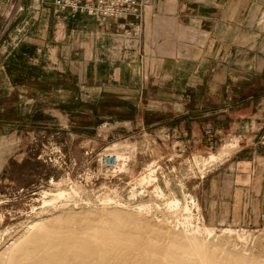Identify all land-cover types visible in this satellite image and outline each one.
<instances>
[{
	"label": "rangeland",
	"instance_id": "obj_1",
	"mask_svg": "<svg viewBox=\"0 0 264 264\" xmlns=\"http://www.w3.org/2000/svg\"><path fill=\"white\" fill-rule=\"evenodd\" d=\"M18 9V4L0 5V17L2 16L0 18V56L3 50L1 45L17 24V21L14 22L16 19L12 21V16L16 15ZM64 23L63 26H69L70 31L76 30L74 38H69L76 41L69 42L78 47L70 53L66 48L68 42H62L61 47L55 42H49L45 46L46 60L55 61L57 55H61L65 65H73L76 73L64 74L62 78H59L53 74L54 70L48 72L45 84H30L29 99L14 101L17 102V106L20 103L23 110L15 109L13 116L11 112L8 115L0 114L1 260L7 253L9 256L21 255L17 251L18 246L37 230V226L32 228V225L37 223L42 228H49L51 235L55 238L60 236L56 239L57 241L62 239L63 235L64 239L65 237L68 239V234L72 232L71 239L78 234L79 241L84 242L82 245H86L85 248L79 245L78 249L75 247L69 249L66 248L68 246L62 245L63 242L59 244L55 240L56 244H54L50 243V240H46L47 243L43 240L44 243L42 242L41 245L44 248H40L39 255L43 253L49 258L52 254L56 258L65 257L64 264H79L88 256L91 264L117 262V264H158L156 261L160 258L158 259L157 255H153V258L157 259L153 261L152 256L149 255L150 258H147V255L146 257L142 255V258L141 255L123 253L122 256L118 255L122 258H117L114 251L111 254L108 253L109 256H106L107 252L103 254L100 251V254L96 251L101 247V245L98 246L97 239L100 238L96 234L99 232L101 233L99 235H105L110 231L109 234L114 235L116 232V236L121 237L123 232V235L129 232V235L134 236L133 238L138 241V238L143 237V233L146 232L150 240L154 239L156 242L151 240V244L162 248L173 241L183 240L184 229L187 228L192 232L196 225L203 224L201 226H212L217 230V233L215 232L211 237L205 233H202L204 237L200 235L201 239L206 240L204 242L209 264L230 262V264H238V261L240 264H264V212L261 215L246 218H228L223 216L224 214L218 217L207 206L208 186L211 183L209 177L214 171L227 164L230 167L234 166L237 157L243 158L253 153L263 152L264 131L260 124L264 118L259 113L248 121L247 119L244 121L249 124V128L243 123L239 131L231 133L222 125L215 128L210 121L212 116H205L206 109L228 102L223 98L224 93L227 92L234 93L235 99L252 97V101L258 100L257 108H261L264 100V65L260 62V66L257 63L253 69H248L244 63V65L240 64L234 69V75L238 78H250L247 82L240 79L235 84H226L220 95L204 99L203 92L199 94V90H194V86H186L181 82L171 84L166 82L167 75L155 77V74H150V71L141 66V64L143 66L144 63L147 64L148 61L145 59L139 63L141 68L138 67L136 59L141 52L139 53V44L136 51L134 45L139 39L145 38L143 31L135 34L134 28L112 26L109 33L102 32L104 29L99 23L94 22L89 25L75 18H70ZM99 32L107 33L109 40L104 43L98 42ZM86 34H92L93 38H87ZM92 43L95 52L93 60H89L91 54L87 55L86 46ZM101 44L106 45L102 47ZM148 46L149 44L145 47L148 48ZM50 47H53L52 52L48 50ZM145 47L143 44V48ZM14 55V58H22L19 52H14ZM86 61L89 72L81 74L80 71L82 67H85ZM69 62L71 64H68ZM239 63L242 62L239 61ZM203 86L207 88L212 87L213 84ZM188 89L194 91H188ZM234 102L239 104L242 101ZM258 109L253 108L252 111L258 112ZM193 132L196 133L193 134ZM203 133L207 143L201 140ZM233 140L239 141L233 155L224 160V163L214 164L215 167L208 166L205 173L202 172L201 166L190 159L197 152L203 155L212 151L216 152L224 143ZM116 151L131 154L136 176L142 173L148 164H159L156 182L154 181L155 183L146 188V185L135 184L131 174L108 168L104 163L105 155L108 152L116 153ZM171 154H174V159L171 158ZM131 164L132 162L130 166ZM155 184L161 186L164 197L152 192ZM59 189L65 192L61 199L55 201L56 203H44L45 192L49 193V198H46L51 199L53 194L60 192ZM188 193L194 196L199 212L193 210L190 217L183 210L177 212L169 210L167 199L175 195L184 202V197ZM105 198H113V203H105ZM119 201L125 205H120ZM143 203L148 207L143 210L138 209ZM122 211L124 212L121 213ZM128 215L131 220H135L134 216L137 217L136 222L131 221ZM114 216H117L116 220ZM126 220L130 224H125ZM99 225H101L100 229H98ZM53 226L55 227L52 232ZM223 228H232L237 231L247 229L249 237L242 240L243 238L235 235L237 233L222 235ZM163 229H166V232H163ZM57 232L63 235H58ZM165 235L166 238H164ZM54 236L53 239H55ZM30 246V250L35 251V244ZM87 246L92 248L89 250ZM80 251L83 252L80 253ZM90 251L93 253L90 254ZM88 252L90 255H87ZM136 256L140 258L136 259ZM174 256L175 259L178 257L182 259V263L187 261L188 264L190 262L194 264V261H189L191 255H185L184 258L182 255ZM141 258L146 260L143 262ZM166 258L168 259L166 261H169V255H166ZM125 259L128 261H124ZM135 259L141 261L136 262ZM102 260L108 262L104 263ZM213 260L215 262H212Z\"/></svg>",
	"mask_w": 264,
	"mask_h": 264
},
{
	"label": "crops",
	"instance_id": "obj_2",
	"mask_svg": "<svg viewBox=\"0 0 264 264\" xmlns=\"http://www.w3.org/2000/svg\"><path fill=\"white\" fill-rule=\"evenodd\" d=\"M9 4H18L19 9L12 16V21H17L16 26L1 45L0 114L11 112L13 116L15 109L23 110L20 103L17 106L14 101L29 99L30 84H45L48 72L54 70L53 74L59 78L76 73L73 65H65L61 55H57L55 61L50 57L49 61L45 54L49 42H55L59 47L62 42H68L66 48L70 53L78 47L69 42L76 41L69 40L74 38L76 30L70 31L69 26H63L70 18L89 25L99 23L103 26L102 32L109 33L112 26L134 28L135 34L143 31L145 38L134 45L136 51L139 44V53H143L136 59L138 67L145 59L147 64L141 66L150 74L155 77L167 75L166 82L171 84L181 82L194 86L199 94L203 92L204 99L220 95L226 84H235L240 79L247 82L250 78L234 75V69L240 64H245L248 69H253L257 63L264 65V0H145L141 20L124 15L104 22L88 12L59 8L53 0H0V5ZM86 35L93 38L92 34ZM108 36L99 32L97 41L104 43L109 40ZM143 44L144 47L149 44L148 48H143ZM52 48H48L49 52ZM14 52L21 53L22 58H14ZM86 52L88 56L91 54L89 60H93V43L86 46ZM80 72H89L87 61ZM205 84L213 86L206 88ZM223 96L228 102L205 110L206 117L212 116L210 121L215 128L222 125L227 127L226 131L235 133L243 123L249 128L244 122L246 119L248 121L259 113L264 118V100L258 109V100L252 101V97L235 99L231 92ZM236 100L242 102L238 104L234 102ZM253 108L258 112H253ZM260 125L264 131V119ZM201 136L203 143H207L204 133ZM228 165L209 177L208 209L218 217L222 214L228 218L261 215L264 212V150L237 157L234 166Z\"/></svg>",
	"mask_w": 264,
	"mask_h": 264
},
{
	"label": "bare ground",
	"instance_id": "obj_3",
	"mask_svg": "<svg viewBox=\"0 0 264 264\" xmlns=\"http://www.w3.org/2000/svg\"><path fill=\"white\" fill-rule=\"evenodd\" d=\"M105 128V127H104ZM177 144V143H176ZM238 144H239V141L238 140H233V141H227L226 143H224L222 146H221V148L218 150V151H216V152H208V154L207 155H203V154H200V152L198 153H195V154H193V157L192 158H190V156H188L190 159H191V161H194L193 163H196L197 165H199V166H201L202 167V172H204L205 173V170L207 169V167L208 166H210L211 167V165L213 166L214 164H221V162H223L224 160H226V159H228V158H230V156L231 155H233V151L236 149V147L238 148ZM236 151V150H235ZM202 152V151H201ZM174 153V152H173ZM116 154H118L120 157H122V158H124L125 160H127L128 161V166L127 167H124V168H121L120 169V171L119 172H127V173H129V174H131L132 176H133V182L135 183V184H137V185H141V186H147L146 188H148V186H150L154 181L156 182V180H157V170H158V168H160V167H158V165L159 164H156V165H154V164H148L147 166V168L142 172V173H140L139 175H137L136 176V174H135V170H134V160H133V157L131 156V154L129 153V152H117L116 151ZM175 154V153H174ZM174 154L172 155L171 154V158H173L174 159ZM176 154H177V152H176ZM168 157H169V155H168ZM187 157V158H188ZM166 158V157H165ZM232 158V157H231ZM185 160H187V159H185ZM189 160V159H188ZM132 162V164H131V166H130V163ZM161 162V161H160ZM189 162H190V160H189ZM224 163V162H223ZM194 165V164H193ZM162 167V166H161ZM214 167H215V165H214ZM118 172V173H119ZM114 173H116V172H114ZM202 174V173H201ZM205 175V174H204ZM204 175H202V177H204ZM154 182V183H155ZM83 185V184H82ZM153 187V186H152ZM115 190V189H114ZM51 191V190H50ZM59 191H60V189H59ZM56 192V191H55ZM153 193H155V194H157V196H161V197H164L165 196V194H164V191L162 190V188H161V186L159 185V184H155V187H154V189H153V191H152ZM63 193H65V192H63V191H60V192H58L57 194H53V198H51V199H47L46 197H48V195H49V193H48V191L47 192H45V196H44V203H50V202H55V201H58V199H61V197H63ZM132 194V193H131ZM135 195V194H134ZM49 198V197H48ZM185 201L183 202L180 198H178L177 196H173L172 198H170V199H167V201H166V203H167V205H168V207L170 208H167V209H169L170 211H173V212H177V211H181V210H183L185 213H187L188 215H190V217H191V212L193 211V210H196V211H198L199 212V206H198V204L195 202V199H194V196L193 195H191V194H187L185 197ZM89 199V198H88ZM113 198H105L104 199V201H105V203H113ZM116 202V201H115ZM43 203V204H44ZM56 203V202H55ZM103 203V202H102ZM118 203H120V201L118 202ZM123 203V202H122ZM122 203H120V205L122 204ZM149 204V203H148ZM123 205V204H122ZM125 205V204H124ZM123 205V206H124ZM146 207H148V205L146 206L144 203L143 204H141L140 206H139V208L138 209H141V210H143V209H145ZM136 209V208H135ZM114 210V209H113ZM107 211H108V209H107ZM109 211H110V209H109ZM118 211V210H117ZM124 211H122L121 213H123ZM126 212V211H125ZM172 212V213H173ZM102 213V212H101ZM120 212H119V214H121ZM127 213V212H126ZM168 213V212H167ZM112 214V213H111ZM128 214V213H127ZM176 214V213H175ZM198 214V213H197ZM71 215V214H70ZM101 215V214H100ZM103 215H105V214H103ZM113 215V214H112ZM129 215H131V213L129 214ZM129 215H128V217H129ZM77 216V215H76ZM75 216V217H76ZM117 216H119V215H117ZM116 216V217H117ZM122 215H120V217H121ZM163 216V215H162ZM200 216V215H199ZM108 217H109V213H108ZM113 217V216H112ZM115 217V216H114ZM115 217V220L117 219ZM127 217V218H128ZM189 217V216H188ZM189 217V218H190ZM201 217V216H200ZM83 218V217H82ZM87 218V217H86ZM89 218V217H88ZM123 218H125L124 217V214H123ZM130 218V220H131V217H129ZM199 218V217H198ZM51 219V218H50ZM112 219V218H111ZM119 219V218H118ZM134 219L135 220H137V217L135 218V216H134ZM202 219V218H201ZM60 220H61V217H60ZM59 220V221H60ZM101 220V219H100ZM120 220V219H119ZM129 220V219H128ZM128 220H126V223L125 224H130V223H127V222H129ZM135 220H131V221H133V222H136ZM141 220V219H140ZM188 220V219H187ZM91 221V220H90ZM121 221H122V218H121ZM199 221V220H198ZM58 222V221H57ZM76 222V221H75ZM80 222H82V221H80ZM101 222V221H100ZM120 222V221H119ZM119 222H117V223H119ZM123 222H125V220H123ZM144 222V221H143ZM51 223V222H50ZM59 223V222H58ZM60 223H62V222H60ZM78 223V222H77ZM190 223V222H189ZM198 223V222H197ZM49 224V223H48ZM63 224V223H62ZM75 224V223H74ZM99 224V223H98ZM113 224H114V222H113ZM133 224V223H132ZM198 224H201V222L200 223H198ZM52 225V224H51ZM50 225V226H51ZM115 225V224H114ZM119 225V224H118ZM122 225V224H121ZM144 225V224H143ZM196 225V224H195ZM201 225H203V224H201ZM201 225H196V227H195V230H193L192 232H190V231H188V229L186 228V229H184V231H183V240H181L180 242H178V241H173V242H171V244H169L168 246H163L162 248H160L158 245H157V247L156 246H153L152 244H151V242H153L154 241V239L151 241L150 240V237L149 236H147V234L148 233H146L145 232V230L143 231V232H145L146 233V236H145V233H143L144 235H143V237L142 236H140L141 238H138V241L137 240H135L132 236H130L129 235V232H128V234L127 233H125L126 235H123V233H122V235H121V237H120V235H117L116 236V232H115V234L114 235H111V234H109L110 233V231L108 232V234H105V235H99V234H101V233H97L96 234V236H98V238H100V239H97V240H99V245L98 246H100L101 245V247H100V250H96V251H101V252H103V254H104V252L106 253L107 252V254H106V256H109L110 254H111V252H113V253H115V255L117 254V256L118 255H124L123 253H126L125 255H141V257L143 258V256L142 255H147V258H150L149 256H152L151 257V259L153 258V255H157L156 257H158V259H159V261L157 260H155L154 258L152 259L153 261H156L158 264H188L187 263V261L186 262H184V263H182L181 262V260L180 259H175V256L174 255H182V257L183 256H185V255H191V259L189 258V261L190 260H192V261H194V264H209V262H208V258H207V253H206V250H205V247H206V240H205V238L203 239H201L200 237V235H202L203 236V234L202 233H205L206 235H208L209 237H211V236H213L214 234H215V232L217 231L216 230V228L215 227H210V226H201ZM34 226H37V230H35V232L32 234V236L30 237V238H28L25 242H22L19 246H18V249H17V251L21 254V255H8V253H7V255L5 254L4 256L5 257H3V260H1L2 258H0V260H1V262H0V264H64V262H65V257L64 258H61V257H54L53 255L54 254H52V259L51 258H49V256H47V255H43V253H42V255H39V252H40V248H42V246L43 245H41V243L43 242L44 243V241H46V240H50V243H54L55 242V240L56 239H58L59 237L57 236V238H55V236H54V238L55 239H53V236L51 235V231L49 230V228L48 229H46V228H42L41 226H40V224H33L32 225V228L34 227ZM101 225H99L98 226V229H100L99 227H100ZM123 226H125L124 224H123ZM30 227H31V225H30ZM49 227V226H48ZM55 226H53V227H51L52 228V232H53V228H54ZM80 227V226H79ZM78 227V228H79ZM82 227H83V225H82ZM89 227V226H88ZM102 227H103V225H102ZM117 227V226H116ZM115 227V228H116ZM127 227V226H126ZM134 226L132 225V228H133ZM147 227V226H146ZM36 228V227H35ZM34 228V229H35ZM57 228V227H56ZM68 228V227H67ZM112 228V227H111ZM122 228L123 227H121V230H122ZM125 228V227H124ZM129 228V227H128ZM130 228H131V226H130ZM135 228V227H134ZM133 228V229H134ZM151 228V227H150ZM169 228V227H168ZM34 229H32V230H34ZM75 229H76V227H75ZM58 230V229H57ZM56 230V231H57ZM92 230V229H91ZM106 230V229H105ZM104 230V231H105ZM124 230V229H123ZM122 230V231H123ZM141 230V229H140ZM159 230V229H158ZM166 230V229H165ZM164 229H163V232L165 231ZM28 231V230H27ZM119 230H117V232H118ZM167 231H168V229H167ZM248 230L246 229V230H239V231H237V230H235V229H232V228H223L222 229V235L224 234V235H226L225 233H228V235L230 234V235H232V234H234V233H237V234H235V235H238L237 237H239V238H243L242 240H244L245 238L247 239V236L249 235V234H247L248 232H247ZM75 232V231H74ZM96 232V231H95ZM166 232V231H165ZM55 233V232H54ZM54 233H52V234H54ZM57 233H59V232H57ZM56 233V234H57ZM77 233V232H76ZM76 233H73L74 235H76ZM104 233H106V232H104ZM120 233H121V231H120ZM155 234H157V232H154ZM153 233V234H154ZM180 233V232H179ZM217 233V232H216ZM55 234V235H56ZM61 233H59L58 235H60ZM71 234H72V232H71ZM71 234L69 233L68 235V239H66V237H65V239H64V235L63 234H61V235H63V238L62 239H59V241H57L56 240V242H59V244H62V242H63V246L64 245H66V246H68V247H66V248H69V249H71V248H74L75 247V249H78V248H80L81 246H84L83 248H85V246L86 245H82V243L84 244V242H80L79 240L80 239H78V238H80V236L78 237V234L74 237V239H73V237H72V239L70 238V236H71ZM119 234V233H118ZM131 234V233H130ZM133 235L135 234V233H132ZM154 234V235H155ZM164 234H166V233H164ZM73 235V236H74ZM95 235V234H94ZM94 235L93 236H91V237H94ZM141 235V234H140ZM167 235V234H166ZM166 235H165V237L164 238H166ZM218 235H220V234H218ZM251 235V234H250ZM22 236V235H21ZM65 236H67V235H65ZM95 236V237H96ZM136 236V235H135ZM208 236H206V237H208ZM18 237V236H17ZM20 237V236H19ZM123 237V238H122ZM137 237H139V236H137ZM154 237H156V236H154ZM159 237V236H158ZM204 237V236H203ZM249 237V236H248ZM82 238H83V236H82ZM136 238V237H135ZM172 238V237H171ZM239 238H237V239H239ZM64 239V240H63ZM92 239V238H91ZM94 239H96V238H94ZM177 239V238H176ZM20 240V239H19ZM44 240V241H43ZM68 240V241H67ZM83 240H84V238H83ZM93 240V239H92ZM101 240V241H100ZM146 240V241H145ZM16 241H17V239H16ZM16 241L14 242V243H16ZM94 241V240H93ZM151 241V242H150ZM205 241V242H204ZM18 242V241H17ZM61 242V243H60ZM97 242V241H96ZM155 242V241H154ZM166 242V241H165ZM19 243V242H18ZM46 243H47V241H46ZM98 243V242H97ZM156 243V242H155ZM31 244H35V248H34V250L35 251H32V249L30 250V245ZM49 244V243H48ZM54 244H56V243H54ZM72 244V245H71ZM88 244V243H87ZM154 244V243H153ZM15 245V244H14ZM16 245H18V244H16ZM46 245V244H45ZM80 245V247H78ZM89 245V244H88ZM91 245V244H90ZM38 246V247H37ZM106 246H108V247H110V248H105ZM15 247V246H14ZM53 247V246H52ZM60 247H62V246H60ZM77 247V248H76ZM87 247H89V246H87ZM9 248V247H8ZM33 248V247H32ZM44 248V247H43ZM42 248V249H43ZM48 248V247H47ZM82 248V249H83ZM92 247H89L88 249L90 250ZM116 248V249H115ZM219 248V247H218ZM239 248V247H238ZM95 249V248H94ZM93 249V250H94ZM102 249V250H101ZM52 250V249H51ZM51 250H48V251H51ZM67 250V249H66ZM65 250V251H66ZM79 250H81V249H79ZM84 250H86V249H84ZM83 250V251H84ZM93 250H91V251H93ZM5 251V250H4ZM70 250H68V252H69ZM72 251V250H71ZM77 251V250H76ZM83 251H80V253L81 252H83ZM91 251H90V254H92L91 253ZM95 251V252H96ZM17 252V253H18ZM63 252H64V249H63ZM67 252V251H66ZM85 252V251H84ZM86 252H87V250H86ZM86 252H85V256H86ZM98 252V253H99ZM101 252H100V254H101ZM3 253V252H2ZM6 253V252H5ZM59 253V252H58ZM108 253H110V254H108ZM234 253V252H233ZM232 253V254H233ZM10 254V253H9ZM61 254V253H60ZM69 254V253H68ZM84 254V253H83ZM89 254V252H88V254L87 255H90ZM96 254H97V252H96ZM230 254V253H229ZM63 255V254H62ZM67 254H65V256H66ZM72 255V254H71ZM82 255V254H81ZM97 255H99V254H97ZM113 255V254H112ZM149 255V256H148ZM160 257H159V256ZM166 255H169V261H166V260H168L167 258H166ZM227 255V254H226ZM116 256V257H117ZM121 256H118L117 258H122ZM91 257V256H90ZM93 257V256H92ZM137 257V256H136ZM146 257V256H145ZM155 257V258H156ZM181 257V258H182ZM190 257V256H189ZM241 257V256H240ZM84 258V257H83ZM102 258V257H101ZM103 258H105V257H103ZM102 258V259H103ZM111 258H112V256H111ZM110 257H109V259H111ZM114 258H115V256H114ZM113 258V259H114ZM134 258V257H133ZM140 258V257H139ZM138 257L136 258V259H139ZM141 258V259H142ZM184 258V257H183ZM76 259V258H75ZM129 259V258H128ZM131 259V258H130ZM136 259H135V261H136ZM150 259V260H151ZM188 258L186 257V260H187ZM71 260V259H70ZM73 260V259H72ZM90 258H89V256L88 257H85V259L81 262V263H79V264H91V262H90ZM106 260H108L107 258H106ZM112 260V259H111ZM116 260V259H115ZM114 260V261H115ZM123 260V259H122ZM144 260H146L145 258H144ZM144 260L142 259V261L144 262ZM148 260V259H147ZM231 260V259H230ZM229 260V261H230ZM99 261V260H98ZM113 261V262H114ZM118 261V260H117ZM117 261H115V262H117ZM124 261H128V260H124ZM134 261V260H133ZM137 261H141V260H137ZM136 261V262H137ZM184 261H185V259H184ZM210 261V263H211V260H209ZM217 261V260H216ZM225 261V260H224ZM46 262H49V263H46ZM73 262V261H72ZM101 262V261H100ZM102 262H108V261H103L102 260ZM101 262V263H102ZM114 262V263H115ZM132 262V261H131ZM148 262V261H147ZM150 262V261H149ZM148 262V263H149ZM156 262H154V263H156ZM212 262H215L214 260L212 261ZM234 262V261H233ZM71 263V262H70ZM75 263V262H74ZM118 263V262H117ZM117 263H115V264H117ZM135 263V262H134ZM192 262H190V264H191ZM224 263V262H223ZM231 263V262H230ZM230 263H228V264H230ZM245 263V262H244ZM66 264V263H65ZM72 264V263H71ZM97 264H99V263H97ZM103 264V263H102ZM112 264V263H111ZM120 264V263H119ZM126 264V263H125ZM136 264H138V263H136ZM141 264V263H140ZM144 264V263H143ZM151 264V263H150ZM212 264V263H211ZM221 264V263H220ZM233 264V263H232ZM236 264V263H235ZM238 264H240L239 263V261H238ZM242 264V263H241Z\"/></svg>",
	"mask_w": 264,
	"mask_h": 264
},
{
	"label": "built area",
	"instance_id": "obj_4",
	"mask_svg": "<svg viewBox=\"0 0 264 264\" xmlns=\"http://www.w3.org/2000/svg\"><path fill=\"white\" fill-rule=\"evenodd\" d=\"M53 3L62 9L88 12L95 15L100 22L124 15L141 20L145 8V0H53ZM105 157L104 163L110 169L120 171L128 166V161L115 152H108Z\"/></svg>",
	"mask_w": 264,
	"mask_h": 264
}]
</instances>
